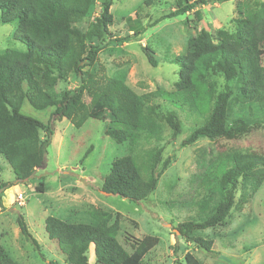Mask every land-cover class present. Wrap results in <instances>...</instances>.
<instances>
[{
	"label": "trees",
	"instance_id": "trees-1",
	"mask_svg": "<svg viewBox=\"0 0 264 264\" xmlns=\"http://www.w3.org/2000/svg\"><path fill=\"white\" fill-rule=\"evenodd\" d=\"M159 1L163 0L143 3L150 7ZM170 1L172 10L163 19L191 14L196 21L202 6L235 1V26L232 30L218 29L215 39L201 29L187 42L183 54L174 59L180 70L172 89L137 94L125 82L93 71L104 49L122 46L141 35L136 31L139 21L134 23L125 17L122 19L128 27L135 25V31L131 29V35L120 39L112 38L108 29L113 24L112 0H101L100 13L86 31L81 25L89 18L96 0H0V22L15 24L13 38L25 46L23 51L0 52V157L17 180L27 181L34 176L44 163L53 136L51 122L24 114V103L38 112L53 108L54 115L66 118L75 128L87 118L133 128L131 133L121 129L106 131L114 143L126 144L130 155L111 163L101 191L136 203L149 199L158 177L171 161L170 157L163 159V148L157 147L142 157L134 156L141 141L162 142L165 127L172 138L180 135V114L196 119L191 133L181 143V147H187L201 139L213 140L244 131L249 125L246 118L230 121L235 107H244L250 119L264 112V0ZM143 53L156 67L153 53L147 47H143ZM70 75L76 78V87L52 96L53 85L67 82ZM215 77L224 81L222 90ZM158 98L168 107L156 104L154 100ZM210 164L209 160L201 165L193 176L208 192L197 203L198 213H205V221L185 222L177 232L187 236L206 256L216 258L218 253L212 250L211 240L191 238L189 234L225 223L234 208V198L211 203L226 190L231 171L240 175L242 184L251 187V194L258 191L264 183V155L234 154L215 159V170L206 174ZM9 187L0 184V209L1 192ZM87 215L93 223H68L53 217L44 221L45 233L56 242L65 264H88L86 253L91 245L96 264H143L145 255L158 244L152 236L136 239L125 235L120 242L118 213L92 208ZM17 224L21 235L34 243L21 218ZM0 264H17L1 244ZM173 264L200 263L185 253L183 263L176 260Z\"/></svg>",
	"mask_w": 264,
	"mask_h": 264
},
{
	"label": "rangeland",
	"instance_id": "rangeland-1",
	"mask_svg": "<svg viewBox=\"0 0 264 264\" xmlns=\"http://www.w3.org/2000/svg\"><path fill=\"white\" fill-rule=\"evenodd\" d=\"M143 2L112 0L113 24L108 28L112 38L120 39L131 35V29L135 31V25L128 27L122 19L125 17H130L134 23L139 21L136 31L141 35L130 38V42L122 46L104 49L98 54V64L93 68L99 75L125 82L137 94L152 93L157 88L172 89L180 70L174 59L183 54L187 42L201 29L210 32L215 39L218 29L232 30L235 26V1L202 6L199 21L191 14L163 19L172 10L170 0L159 1L150 7ZM100 3L101 0H96L89 18L81 25L83 30L86 31L88 24L98 17ZM15 28V24L0 22V52L25 50V46L13 38ZM143 47L153 53L156 67L148 63ZM215 79L222 90L224 81ZM75 87L76 78L70 75L67 82L53 85L52 96ZM154 102L162 108L168 107L161 98ZM21 110L45 123L51 122L53 136L44 166L37 168L27 181L17 180L0 157V184L10 186L1 192L0 244L17 264H65L56 242L49 240L45 233L44 221L53 217L68 223H93L87 215L92 208L120 214L117 237L120 242L125 235L136 239L145 236L158 239V244L143 258V264H173L176 260L183 263L185 253L192 254L200 264H264V183L253 195L251 187L242 184L240 175L234 170L230 172L226 190L211 203L216 205L229 196L234 198V208L225 223L189 234L191 238L211 240L217 257L206 256L187 236L177 232L178 226L185 222L201 224L205 221V213H198L197 203L205 199L208 192L193 179L201 165L209 160L212 162L206 170L209 174L215 170V159L223 160L234 154L264 155V112L250 119L244 107H235L230 121L236 117L246 118L249 125L244 131L213 140L201 139L187 147H181V143L191 133L196 119L180 114V135L172 138V133L165 127L162 142L141 141L134 156L142 157L146 151L157 147L163 148V159L170 157L171 161L158 177L156 189L149 199L136 203L101 193L111 163L130 155L126 144L114 143L106 131L121 129L131 133L133 128L91 118L75 128L66 118L54 115L53 108L38 112L24 103ZM81 179H86L98 191ZM40 187L42 191L38 190ZM19 194L22 200L18 199ZM19 218L27 226L34 243L21 235L17 224ZM86 256L88 264H96L92 245Z\"/></svg>",
	"mask_w": 264,
	"mask_h": 264
},
{
	"label": "water",
	"instance_id": "water-1",
	"mask_svg": "<svg viewBox=\"0 0 264 264\" xmlns=\"http://www.w3.org/2000/svg\"><path fill=\"white\" fill-rule=\"evenodd\" d=\"M43 166H44V163H43L40 167H43ZM40 167H39V168H40ZM81 181H82L83 183H85L86 185H88L89 187H91V188H93V189H95V190L98 191V189H97L94 185H92L91 183L87 182L86 179H81ZM101 193L104 194V195H107V193H105V192H103V191H101Z\"/></svg>",
	"mask_w": 264,
	"mask_h": 264
},
{
	"label": "built area",
	"instance_id": "built-area-1",
	"mask_svg": "<svg viewBox=\"0 0 264 264\" xmlns=\"http://www.w3.org/2000/svg\"><path fill=\"white\" fill-rule=\"evenodd\" d=\"M18 199L22 200V195L19 194L18 195Z\"/></svg>",
	"mask_w": 264,
	"mask_h": 264
}]
</instances>
